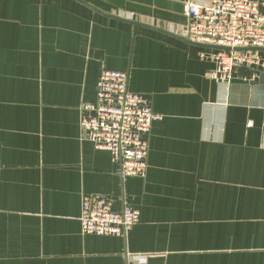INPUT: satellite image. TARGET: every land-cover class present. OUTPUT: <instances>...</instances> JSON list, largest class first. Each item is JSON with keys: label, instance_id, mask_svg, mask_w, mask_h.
Wrapping results in <instances>:
<instances>
[{"label": "crops", "instance_id": "1", "mask_svg": "<svg viewBox=\"0 0 264 264\" xmlns=\"http://www.w3.org/2000/svg\"><path fill=\"white\" fill-rule=\"evenodd\" d=\"M186 1L0 0V264H264V67L208 78ZM104 68L159 115L143 177L81 136ZM88 194L138 222L84 234Z\"/></svg>", "mask_w": 264, "mask_h": 264}, {"label": "built area", "instance_id": "2", "mask_svg": "<svg viewBox=\"0 0 264 264\" xmlns=\"http://www.w3.org/2000/svg\"><path fill=\"white\" fill-rule=\"evenodd\" d=\"M187 40L226 47L207 48L201 59L212 64L206 76L218 84H228L237 67L250 70V80L264 67V13L258 0H187L184 4ZM248 77H244L247 79ZM128 73L101 70L94 102L82 103L80 130L97 149L107 150L120 169V175L143 177L148 153L147 134L159 115L142 93L128 89ZM139 211L124 204L112 209V201L102 195L82 197L80 224L84 234L125 236L139 220ZM133 254H131L132 256Z\"/></svg>", "mask_w": 264, "mask_h": 264}, {"label": "water", "instance_id": "3", "mask_svg": "<svg viewBox=\"0 0 264 264\" xmlns=\"http://www.w3.org/2000/svg\"><path fill=\"white\" fill-rule=\"evenodd\" d=\"M180 38H181L182 40L188 41V42H190V43L196 44V45L201 46V47H211V48H215V49H229V48L221 47V46H215V45H207V44L195 43V42L189 41V40H187L186 38H183V37H180ZM244 49L264 50V48H244Z\"/></svg>", "mask_w": 264, "mask_h": 264}]
</instances>
